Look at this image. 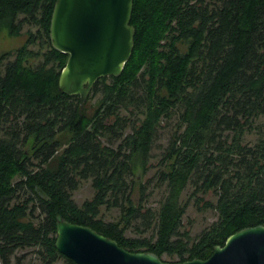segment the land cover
Segmentation results:
<instances>
[{"label": "trees", "instance_id": "1", "mask_svg": "<svg viewBox=\"0 0 264 264\" xmlns=\"http://www.w3.org/2000/svg\"><path fill=\"white\" fill-rule=\"evenodd\" d=\"M55 1L0 0V23L12 33L24 22L38 26L0 54L3 262L36 245L44 264L59 257L79 264L55 245L59 217L176 261L206 258L231 233L264 223V136L244 140L264 116V0H134L132 55L120 75L96 80L90 93L102 94L90 108V94L81 104L79 94L59 89L69 53L51 42ZM131 106L142 116L122 113L135 112ZM173 116L177 127L158 172L167 193L154 210L140 201L141 176L158 126ZM107 133L120 139L117 146L105 142ZM88 177L94 194L78 204L72 191ZM190 182L195 199L218 210L196 236L182 230ZM209 190L216 202L204 198ZM103 204L120 207L121 218L100 216ZM134 219L154 224V233L127 235Z\"/></svg>", "mask_w": 264, "mask_h": 264}, {"label": "water", "instance_id": "2", "mask_svg": "<svg viewBox=\"0 0 264 264\" xmlns=\"http://www.w3.org/2000/svg\"><path fill=\"white\" fill-rule=\"evenodd\" d=\"M134 0H56L50 38L53 46L68 52L59 75V89L79 94L81 104L96 80L118 76L135 44L131 22ZM56 247L79 264H264V223L231 233L213 253L170 261L152 250H130L117 239L89 224L57 219Z\"/></svg>", "mask_w": 264, "mask_h": 264}, {"label": "rangeland", "instance_id": "3", "mask_svg": "<svg viewBox=\"0 0 264 264\" xmlns=\"http://www.w3.org/2000/svg\"><path fill=\"white\" fill-rule=\"evenodd\" d=\"M38 26L24 22L20 31L18 33H12L9 26L4 23H0V54L6 50H14L16 47L25 42L27 38V31L29 29L37 30ZM31 46L37 48L39 44H31ZM14 55H11V58ZM33 63H38V59L32 60ZM91 92V91H90ZM90 97L87 101L89 108L97 102V99L101 96V91L97 93H89ZM135 109V112H131L130 109H123L124 114L131 116L133 119L136 118L137 108L131 106ZM139 112V111H137ZM140 116L141 113L139 112ZM256 124H261V127L253 128L252 131L247 132L244 136V140L248 142L255 141L260 135L264 136V116L258 118ZM177 127V119L175 116L166 117L162 120L161 124L158 126L154 141L152 143L150 154L146 162V171L142 174L141 178L143 184L145 185V195L140 198L143 207H151L157 210L161 202L163 201L166 193L167 186L165 182L160 181L158 178V172L163 166L161 160L163 159L164 153L169 145L171 135ZM130 127H127L124 131L127 133ZM113 133H107L104 136L106 143L117 146L120 139H113ZM113 139V140H112ZM194 189V185L190 182L184 189L181 199L182 201H187L188 206L186 213L183 218L182 230L188 229L192 236H196L202 231L203 228L210 225L213 221L218 219V210L213 206L205 205V200L197 201L195 197L191 194ZM94 186L92 178H84L80 181L78 187L74 188L72 191V196L78 204H82L85 199L91 198L94 194ZM24 195L16 199H23ZM138 197V196H137ZM205 199L212 200L216 202L217 196L213 190L204 194ZM15 199V200H16ZM30 210V209H29ZM30 212V211H29ZM39 209H36L33 213L29 215L33 218L38 217ZM122 212L118 206H110L103 204L101 206L100 216L106 220H117L121 218ZM155 231L154 224L151 226L147 225L146 219L132 220L126 227V233L130 236H151ZM163 258L170 261H176L178 257L171 256L168 253L163 254ZM12 264H44L40 257L39 246L31 245L26 247H20L16 250L15 254L11 256ZM0 264H5L0 257ZM52 264H67L64 257H59Z\"/></svg>", "mask_w": 264, "mask_h": 264}]
</instances>
